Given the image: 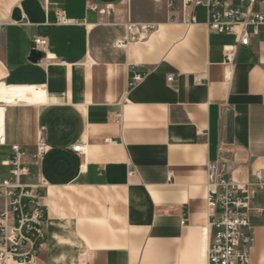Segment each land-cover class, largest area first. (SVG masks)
<instances>
[{"label":"crops","instance_id":"crops-1","mask_svg":"<svg viewBox=\"0 0 264 264\" xmlns=\"http://www.w3.org/2000/svg\"><path fill=\"white\" fill-rule=\"evenodd\" d=\"M59 12L83 22L57 24ZM194 13L187 25L179 0H0V176L18 144L47 186L36 264H207L209 162L224 155L236 182L264 178V38L240 45L208 28L204 7ZM36 36L49 57L32 62ZM40 135L47 150L33 161ZM251 222V264H264V216Z\"/></svg>","mask_w":264,"mask_h":264},{"label":"built area","instance_id":"built-area-1","mask_svg":"<svg viewBox=\"0 0 264 264\" xmlns=\"http://www.w3.org/2000/svg\"><path fill=\"white\" fill-rule=\"evenodd\" d=\"M179 3L184 24L196 23L194 9L202 6L207 15L206 24L211 31L232 34L236 42L243 46L250 45L254 36L262 35L264 38V8H256L264 0H179ZM167 6L174 10L177 0H167ZM109 8L91 6V9L100 13H107ZM82 22L78 18H69L64 12H59L56 20L57 24L62 25ZM155 28V25L148 24L142 27L141 33H132L133 39H142ZM33 42V49L43 54L40 61L49 57L47 39L36 36ZM118 44L126 45L123 41ZM235 52V45L226 46V63L234 61ZM174 78L171 74L168 80L173 81ZM142 79V74H134L130 86H135ZM195 80L197 83L202 82L199 76H195ZM11 149V157L3 162L9 167L10 175L0 176V264H36L47 245L44 232L47 212L42 202L47 186L35 180L29 163L25 161L26 150L18 144L12 145ZM46 150V141L40 135L31 159L40 160ZM73 150L86 153V147L82 144L75 145ZM231 165L224 155L208 164L206 186L210 240L207 264H251L250 251L255 240L251 213L257 210L264 216V206H254L256 195L264 193L262 172H256L253 182L240 183L231 178ZM134 174V171H130V176Z\"/></svg>","mask_w":264,"mask_h":264},{"label":"water","instance_id":"water-1","mask_svg":"<svg viewBox=\"0 0 264 264\" xmlns=\"http://www.w3.org/2000/svg\"><path fill=\"white\" fill-rule=\"evenodd\" d=\"M42 57H43L42 52L33 49L31 51L29 60L32 61V62H38V61L41 60Z\"/></svg>","mask_w":264,"mask_h":264},{"label":"bare ground","instance_id":"bare-ground-1","mask_svg":"<svg viewBox=\"0 0 264 264\" xmlns=\"http://www.w3.org/2000/svg\"><path fill=\"white\" fill-rule=\"evenodd\" d=\"M4 96H5L4 83L0 81V106L2 105L4 101Z\"/></svg>","mask_w":264,"mask_h":264},{"label":"rangeland","instance_id":"rangeland-1","mask_svg":"<svg viewBox=\"0 0 264 264\" xmlns=\"http://www.w3.org/2000/svg\"><path fill=\"white\" fill-rule=\"evenodd\" d=\"M2 104H3V106L0 107V111L6 105V102H3Z\"/></svg>","mask_w":264,"mask_h":264}]
</instances>
